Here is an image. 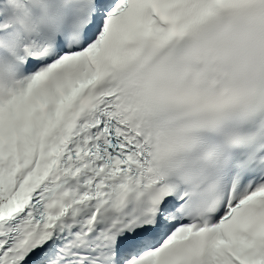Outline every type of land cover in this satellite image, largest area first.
I'll use <instances>...</instances> for the list:
<instances>
[{"label":"snow or ice","instance_id":"obj_1","mask_svg":"<svg viewBox=\"0 0 264 264\" xmlns=\"http://www.w3.org/2000/svg\"><path fill=\"white\" fill-rule=\"evenodd\" d=\"M0 264H264V0H0Z\"/></svg>","mask_w":264,"mask_h":264}]
</instances>
